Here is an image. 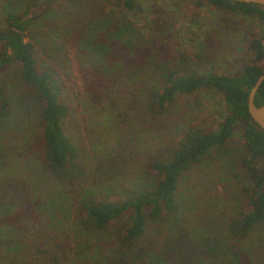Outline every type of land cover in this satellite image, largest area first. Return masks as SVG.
I'll use <instances>...</instances> for the list:
<instances>
[{
  "label": "rangeland",
  "instance_id": "374dc122",
  "mask_svg": "<svg viewBox=\"0 0 264 264\" xmlns=\"http://www.w3.org/2000/svg\"><path fill=\"white\" fill-rule=\"evenodd\" d=\"M138 2L137 15L121 0H0V29L6 9L29 20L25 40L38 70L63 89L61 127L77 151L62 169L46 165L42 102L18 64L0 71L10 107L0 115V264H141L152 256L161 264H224L231 254L238 264H264V225L235 242L227 228L247 210L241 125L225 148L181 175L176 214L147 225L143 239L121 243L129 211L101 231L83 223L84 198L121 201L154 189L161 175L149 163L165 159L190 129H219L226 111L214 91L178 96L154 115L148 92L163 74L184 65L234 74L251 63L250 40L264 37L256 17L206 0ZM132 28L137 37L128 40Z\"/></svg>",
  "mask_w": 264,
  "mask_h": 264
},
{
  "label": "trees",
  "instance_id": "16d2710c",
  "mask_svg": "<svg viewBox=\"0 0 264 264\" xmlns=\"http://www.w3.org/2000/svg\"><path fill=\"white\" fill-rule=\"evenodd\" d=\"M43 1L51 6L55 0ZM206 1L216 9L253 16L264 24V7L231 0ZM121 2L127 12L137 15L144 12L138 0ZM4 25L0 29V71L13 63L19 65L21 80L42 102L41 128L45 163L52 170L62 169L77 154L75 145L61 127V122L68 114V107L62 101L63 89L51 72L38 70L34 46L25 40L29 20H24L14 10L6 9ZM129 32L131 35L126 36L128 40L137 37L135 29ZM263 40L264 37L250 40L249 50L253 54L251 63L241 66L234 74L200 72L195 66L188 65L163 74V79L148 92V107L154 115L162 113L178 96L202 90L214 91L222 97L226 111L219 129H190L183 139L167 150L165 159L149 163V172L155 171L161 175L154 189H147L133 198L121 201L84 198L80 202L79 214L83 216L86 226L98 231L104 230L125 211H129V220L120 241L129 245L143 239L147 225L159 221L161 217H173L176 214L178 204L175 195L181 175L191 166L208 158L213 151L225 148L240 125L245 147V155L240 164L247 176V184L242 191L246 197L247 210L239 212V218L232 216L227 221L229 240L241 241L264 225V131L253 122L247 111L249 93L264 73V67L258 64L264 60ZM126 44L129 45L128 42ZM254 103L257 107L264 105V81L255 94ZM9 109V102L0 86V115L5 116ZM230 260L238 264L240 257L231 254L224 264H232ZM141 264H161V261L152 256Z\"/></svg>",
  "mask_w": 264,
  "mask_h": 264
},
{
  "label": "water",
  "instance_id": "95a60500",
  "mask_svg": "<svg viewBox=\"0 0 264 264\" xmlns=\"http://www.w3.org/2000/svg\"><path fill=\"white\" fill-rule=\"evenodd\" d=\"M234 2L254 4L264 7V0H231ZM264 81V73L258 78L247 100V111L253 122L264 131V105L257 107L254 103L255 94Z\"/></svg>",
  "mask_w": 264,
  "mask_h": 264
}]
</instances>
